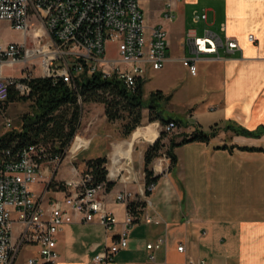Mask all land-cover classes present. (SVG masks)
I'll list each match as a JSON object with an SVG mask.
<instances>
[{
	"label": "crops",
	"instance_id": "crops-1",
	"mask_svg": "<svg viewBox=\"0 0 264 264\" xmlns=\"http://www.w3.org/2000/svg\"><path fill=\"white\" fill-rule=\"evenodd\" d=\"M152 2L150 27L167 26L172 39L165 66L149 70L144 80L145 96L157 90L171 95V100L163 106L165 111L183 114L188 124L191 121L194 125L177 124L178 136L173 140L179 142L186 134L210 133L229 124L251 131L264 129V0L177 2L175 11H179L180 22L185 19L184 32L172 20L164 18L166 0ZM189 7H194L192 13L196 9L208 12V22L200 24L198 33L208 29L225 37L219 27L226 23L227 35L241 46V50L230 56L221 51V59H201L196 75L190 74L181 62L188 57L187 49L190 50L186 33L195 27L191 18L193 26L185 31L188 24L185 13ZM251 34L256 38L254 43L248 40ZM178 65L182 71L186 68L182 76L175 72ZM147 85H150L148 91ZM148 116L149 111L144 113L145 118ZM81 121H84L81 135L88 142L86 148L68 159L60 176L58 172L66 158L58 168L52 163L45 164L44 176L33 190L37 194L45 192L49 199L62 198L68 191L50 188V183L77 179L86 170L87 161L99 157H107L118 165L114 169L129 170L131 174L123 182L124 188L115 190L114 186L111 191L106 190L107 207L120 222L116 229L106 233L98 219L66 225L57 236L60 257L56 264H91L104 251L105 245L121 232L126 215V206L115 203L114 197L123 189L133 191L128 183H135L133 178L143 173L130 162L122 161L131 159L134 144L130 148L126 145L128 141L115 144L102 127L109 122L103 104H84ZM147 123L140 128L143 130L140 137L153 144L161 136L163 125L158 120ZM154 128L158 136L151 142L150 131ZM216 133L209 143L191 142L175 148L178 162L172 170L168 157H161L163 170L155 167L157 175H161L157 189L149 196L150 204L146 205L139 222L130 229L129 245L116 255V264H197L201 260L205 264H264V152L218 148L239 145L264 149V134L255 138L227 135L224 130ZM117 146L121 149L116 157L118 162L114 163ZM71 160L79 164L72 165ZM141 162L144 167V158ZM146 216L153 221L147 222ZM159 239H164V244L152 251L156 258L151 261L147 245ZM181 244L184 251L178 250ZM34 251L33 255H37Z\"/></svg>",
	"mask_w": 264,
	"mask_h": 264
},
{
	"label": "built area",
	"instance_id": "built-area-1",
	"mask_svg": "<svg viewBox=\"0 0 264 264\" xmlns=\"http://www.w3.org/2000/svg\"><path fill=\"white\" fill-rule=\"evenodd\" d=\"M141 1L0 0V21L10 23L22 35L21 41H0V264H15L26 247L37 252L29 256L27 264H56L60 257L57 236L66 225L98 219L105 232L111 233L120 224L107 207L106 182L94 184L91 172L64 181L68 192L62 198L49 199L45 192L37 194L33 190L44 176L45 164L58 168L63 158L56 154L46 160L48 150L42 144L16 149L7 146L8 134L17 127L7 116L6 107L11 103L12 92L30 98L32 82L39 78L63 80L77 89L78 80L87 70L103 77L116 76L128 90H134L147 78L149 70L162 69L168 61L167 32L162 24L147 26ZM166 1L164 18L172 20L175 3L181 0ZM191 18L195 27L186 33V40L192 56L181 59L190 74L198 73L197 63L201 59H221V51L230 56L241 50L238 41L227 35L226 23L219 27L225 37L208 29L202 35L198 33V25L208 22L207 10L196 9ZM248 40L254 43L256 38L251 34ZM108 43L115 46L114 57L107 56ZM177 127L175 121H170L164 125V131L172 133ZM87 144L78 130L64 156H77ZM158 166L162 171L161 162ZM114 170L115 173L109 171L108 177L120 182L129 180L122 174L130 173L129 170ZM145 178V173L133 178L138 185L136 193L123 189L115 195L113 201L126 206L123 228L91 264H116V255L128 247V233L141 219L129 204L137 197L150 204L151 194L147 192L157 189L158 183L147 185ZM145 219L153 221L149 216ZM163 244L164 239H159L147 245L151 252L149 260L155 261L152 251ZM184 248L181 244L178 250ZM205 263L201 260L197 264Z\"/></svg>",
	"mask_w": 264,
	"mask_h": 264
},
{
	"label": "trees",
	"instance_id": "trees-1",
	"mask_svg": "<svg viewBox=\"0 0 264 264\" xmlns=\"http://www.w3.org/2000/svg\"><path fill=\"white\" fill-rule=\"evenodd\" d=\"M77 89L70 87L63 80L56 82L53 79H36L32 82L33 94L30 98L18 97L12 92L10 101H31V112L22 116L20 125L8 134L7 146L20 148L24 145L42 144L48 150L46 160L54 158L60 154L65 158L64 151L71 144L79 130L83 105L87 103H99L105 106V115L109 122H121L122 134L124 138L130 137L137 128L142 125L144 110L149 111V121H160L162 125L170 121L181 124V120L175 117H164V104L168 103L172 96L165 95L161 90L153 91L145 96L144 84L141 80L134 90H128L122 81L116 76L103 77L99 72L89 74L87 70L81 75L77 83ZM227 129L232 130L236 135L247 137H261L264 129L251 131L242 126L229 124ZM213 129L210 133L195 131L186 134L181 141L171 140L170 146L164 151L162 144L165 132L156 140L158 132L156 129L150 131V141L153 142L144 153V171L146 174V184L158 183L161 175H156L152 169L154 160L162 155L170 158L172 170L178 158L175 148L191 142L209 143L216 136ZM218 148L239 150L261 151L263 148L223 145ZM107 157H99L87 161L86 170L91 172L94 184L106 182L107 191H111L115 183L108 180ZM50 188L65 191L64 182L52 181ZM147 192V195H150ZM146 207V202L135 200L129 204L130 210L141 215L142 209Z\"/></svg>",
	"mask_w": 264,
	"mask_h": 264
},
{
	"label": "rangeland",
	"instance_id": "rangeland-1",
	"mask_svg": "<svg viewBox=\"0 0 264 264\" xmlns=\"http://www.w3.org/2000/svg\"><path fill=\"white\" fill-rule=\"evenodd\" d=\"M181 1H183V0H181ZM152 3H153L152 0H142L141 1V7H142L143 12H144L145 22H146L148 27L152 26V23H153V21L151 19L152 18L151 15L153 14L151 12ZM202 4L200 5V7L203 8ZM193 9H194V7H192V8L189 7V9H187V11H186L187 13H185V18L188 21V24L186 26L185 31L188 28H190L191 26H193V24L191 23V15H192ZM174 15H175V17L172 19V23L177 24L178 29H180V30L182 29V32H184V29H183L184 26H182V22L185 19L182 17L183 20L181 19L182 21L181 22L179 21L180 20L179 11H175ZM157 16H159V15L157 14ZM198 27L201 28L200 25H198ZM165 29L167 32L168 41H171L172 33L170 32V29L167 26L165 27ZM199 34L202 35V31H200ZM21 40H22V35L19 31L14 29L10 23H8L6 21H0V41L7 42V41H21ZM106 52H107V56L114 57L116 55L115 46L112 43H108V45L106 46ZM185 53L188 57L192 56V53L190 52L189 48L187 49V51ZM185 71H186V68H184V71H182V66H180V65H178L177 68L175 69V72L178 73L180 76L184 75ZM149 88H150V85H147L146 90L148 91ZM30 104H31V101L29 100V101H15V102H11L7 105V107H6L7 116L12 119L15 127H18L20 125V121H21V118L23 115L31 112ZM147 112H148V110L145 109L144 113H147ZM163 114H164L165 118L170 117V116L178 118L179 120H181L183 122L184 126L190 125L191 127H194V125L192 124L193 122L190 121V124H188L187 118L183 114H179V113L177 114V113H171V112L168 113L167 110L164 111ZM148 120H149L148 117L147 118L144 117L142 125L137 129H140V128H143L144 126H146L148 124L147 123ZM83 123H84V121H81L80 126H79V131L84 133ZM121 125H122L121 122H107L106 124L104 123V125L102 127H105L106 132L111 135L110 139L113 140V142H115V144H123L124 142L128 141L126 143V145H127L131 141L133 134L136 131H134L130 137H128L127 139H124L123 134H122ZM220 130H224L227 135H229L231 133L234 134V132L232 130L227 129L226 127L222 128V129L221 128L215 129V131H217V132H219ZM141 131L143 133V130L140 129V135H141ZM161 131L162 132H160L161 133L160 135H162V133L165 132L164 131V125H163V128ZM177 132H178V128L175 132H172V133L165 132L163 140L165 141L164 143H166V144H164L162 142V144L164 145V151H166L168 149V147L170 146L169 143L171 142V140L175 139V137L178 136ZM133 144H134V146H132V148H133L132 149L133 150L132 156H131V154L129 155V156H131V159L126 158V159H123L122 161L123 162L124 161L130 162L131 165L134 167V169H136V170L142 169V172L145 173L144 167L142 166L141 161H142V158H144V153H145L146 149L151 145V143L142 139L139 136L137 138V140L135 141V143H133ZM163 156L164 155H162L161 157H163ZM161 157L156 158L154 160L152 166H151L156 175L158 172H156L157 170L155 167H156V165L160 164ZM65 158L66 159L63 161V164H62L61 168L59 169L58 176H60L62 174L63 167L67 165L68 159H72L74 157L71 158V155H67ZM71 161H72V165L79 164L78 163L79 161H75V160H71ZM169 164H170V161H169ZM53 166H55V164ZM115 166H116V168L118 167V165H115ZM115 166L112 163V161L110 159H108V162H107L108 176L110 173L109 171L111 169L113 170ZM80 174H81V171H80ZM122 174H125L124 177H128L130 175V173H126V172H122ZM108 178L111 182L115 183V190H120L121 188H124L125 183L117 181L111 177H108ZM128 186L134 192L138 191L137 183H128ZM137 200L146 202L145 199H141L140 197H137ZM146 205H147V203H146ZM144 209H145V207L142 209V211H144ZM34 250L35 249L32 247H26L25 249H22V251L19 253V255L15 261V264H27V259L29 258V256L33 255V253L35 252Z\"/></svg>",
	"mask_w": 264,
	"mask_h": 264
},
{
	"label": "bare ground",
	"instance_id": "bare-ground-1",
	"mask_svg": "<svg viewBox=\"0 0 264 264\" xmlns=\"http://www.w3.org/2000/svg\"><path fill=\"white\" fill-rule=\"evenodd\" d=\"M139 136H140V129L137 130V131L133 134V138H132V140L128 143V147H129V148L133 145L134 141H135ZM120 147H121V146H117L116 151H115V153H114V156H115V158H114V163H117V162H118V160H117L116 157H117L118 152H119L120 149H121ZM114 166H115V165H114ZM157 169H160V167L158 166ZM112 172L115 173V170L113 169Z\"/></svg>",
	"mask_w": 264,
	"mask_h": 264
}]
</instances>
